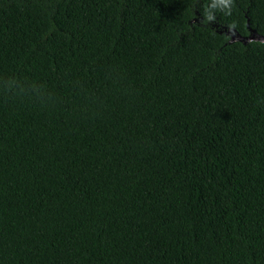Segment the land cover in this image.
I'll list each match as a JSON object with an SVG mask.
<instances>
[{
    "label": "trees",
    "instance_id": "trees-1",
    "mask_svg": "<svg viewBox=\"0 0 264 264\" xmlns=\"http://www.w3.org/2000/svg\"><path fill=\"white\" fill-rule=\"evenodd\" d=\"M208 3L0 0V264H264V0Z\"/></svg>",
    "mask_w": 264,
    "mask_h": 264
},
{
    "label": "clouds",
    "instance_id": "clouds-1",
    "mask_svg": "<svg viewBox=\"0 0 264 264\" xmlns=\"http://www.w3.org/2000/svg\"><path fill=\"white\" fill-rule=\"evenodd\" d=\"M233 7V0H209L205 8L204 18L206 20L215 19L217 11L222 12L225 16L231 15ZM235 22L233 21V24ZM232 25H230L231 27ZM4 87L10 92L19 95H31L36 97H43L45 95L43 89L34 82H27L17 78H9L4 81Z\"/></svg>",
    "mask_w": 264,
    "mask_h": 264
},
{
    "label": "water",
    "instance_id": "water-1",
    "mask_svg": "<svg viewBox=\"0 0 264 264\" xmlns=\"http://www.w3.org/2000/svg\"><path fill=\"white\" fill-rule=\"evenodd\" d=\"M249 32L250 33L247 36H237L235 34H231L229 41L241 40L243 42H246L248 40H258V41L264 42V36L263 35L256 33V31L253 29H249Z\"/></svg>",
    "mask_w": 264,
    "mask_h": 264
}]
</instances>
